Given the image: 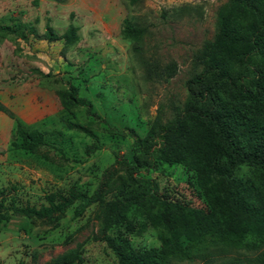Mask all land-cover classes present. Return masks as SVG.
<instances>
[{"label": "rangeland", "instance_id": "obj_1", "mask_svg": "<svg viewBox=\"0 0 264 264\" xmlns=\"http://www.w3.org/2000/svg\"><path fill=\"white\" fill-rule=\"evenodd\" d=\"M225 1L0 0V26L9 28L0 31V200L39 205L55 191L98 194L79 216L71 206L49 220L0 223V264H49L73 250L82 264H120L107 236L127 239L162 264H264V245L251 251L206 242L196 255L180 256L174 242L190 234L167 223L157 206L131 208L129 225L103 228L108 204L140 190L137 174L116 160L138 154L134 138L146 133L158 109L168 117L184 100L194 54L213 36ZM175 8L182 12L173 14ZM125 19L146 27L140 40L123 36ZM69 25L76 28L73 43L44 39L47 27L62 34ZM72 87L74 99L64 105ZM16 121L41 131L45 144L33 152L12 149ZM191 139L202 143L195 134ZM142 173L162 193L194 206L209 203L238 229L247 224L212 176L197 173L195 189L187 180L194 173L181 164ZM252 178V191L264 194V180Z\"/></svg>", "mask_w": 264, "mask_h": 264}, {"label": "trees", "instance_id": "obj_2", "mask_svg": "<svg viewBox=\"0 0 264 264\" xmlns=\"http://www.w3.org/2000/svg\"><path fill=\"white\" fill-rule=\"evenodd\" d=\"M172 11L179 15L182 9ZM123 23L124 37L140 40L146 32L145 26L128 19ZM7 29L0 26V31ZM43 37L68 45L76 40V28L69 25L62 34H56L47 27ZM193 61V71L184 82V100L170 107L168 117L158 109L146 133L134 138L138 154L116 160L137 174L140 190L122 193L108 204L103 228L129 225L126 214L131 208L157 206L167 223L176 222L190 234L187 240L174 242V252L182 257L196 255L206 242L255 251L264 245V194L252 191L254 175L264 180V0H226L217 10L213 36L202 42ZM169 67L172 75L175 64ZM75 91L72 87L67 92L64 105L74 99ZM193 134L200 145L191 139ZM44 144L41 131L24 128L16 121L12 149L33 152ZM163 164H181L192 171L194 178L188 175L187 180L195 189L199 187L197 173L215 178L214 184L228 193L234 211L247 224L238 229L209 203L194 206L162 193L157 181L142 171L157 170ZM97 198V192L69 189L46 193L39 205L0 200V223L12 218L49 220L64 215L71 206L73 215L79 216ZM170 212L178 218L173 219ZM105 239L120 264H162L154 255L133 250L121 236ZM49 264H82V259L73 250Z\"/></svg>", "mask_w": 264, "mask_h": 264}]
</instances>
